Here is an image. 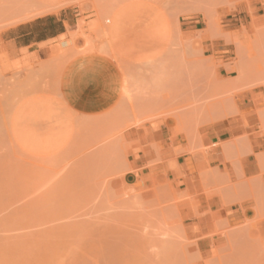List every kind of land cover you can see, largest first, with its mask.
<instances>
[{"label": "rangeland", "instance_id": "374dc122", "mask_svg": "<svg viewBox=\"0 0 264 264\" xmlns=\"http://www.w3.org/2000/svg\"><path fill=\"white\" fill-rule=\"evenodd\" d=\"M128 1L0 0V264H264V198L245 226L192 225V196L137 167L149 122L175 121L193 143L233 116L241 92L264 143V7L246 21L242 0H137L163 25L143 11L108 34L105 21ZM70 9L67 34L39 52L11 42L10 29ZM84 53L121 91L104 92L102 111L75 114L60 104L58 80Z\"/></svg>", "mask_w": 264, "mask_h": 264}, {"label": "crops", "instance_id": "0c3cea01", "mask_svg": "<svg viewBox=\"0 0 264 264\" xmlns=\"http://www.w3.org/2000/svg\"><path fill=\"white\" fill-rule=\"evenodd\" d=\"M136 1L125 2L113 11L111 18L105 21L108 34L121 30L127 20L143 11L152 27L163 25L164 17L156 7ZM263 7L264 0H242L238 10L247 21L250 10L259 13ZM203 11L209 15L208 11ZM74 12L70 9L39 14L42 16L10 29V33L19 32L11 42L19 50L34 48L39 52L42 46L67 34L68 28L74 24ZM38 21H44L43 28H38ZM211 32L215 34L216 30ZM210 44L215 47L223 45L218 41H210ZM237 52L239 56L240 46H237ZM79 55L70 57L60 70V104L75 114L102 111L104 92L113 100L121 91L116 77L100 58ZM75 57L78 58L66 65ZM241 94L242 97L234 101L233 116L211 123L193 143L184 136L175 135V121L156 119L145 125L142 143L146 149L138 153V160L143 163L137 167L145 170L152 179L175 180L181 190L192 196L194 203L184 209L192 225H211L215 217L220 223L245 226L255 221L257 207L263 206L264 184L260 181L264 182V143L253 133L258 126V116L252 96L247 93L243 99V92ZM190 145L195 149L191 151ZM221 184L226 187L220 192H206ZM194 204L198 217L193 210Z\"/></svg>", "mask_w": 264, "mask_h": 264}]
</instances>
